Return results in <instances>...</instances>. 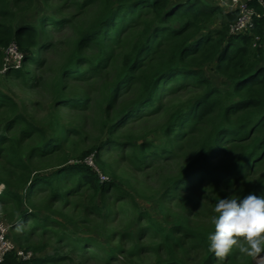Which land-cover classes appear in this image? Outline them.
<instances>
[{
    "label": "trees",
    "instance_id": "obj_1",
    "mask_svg": "<svg viewBox=\"0 0 264 264\" xmlns=\"http://www.w3.org/2000/svg\"><path fill=\"white\" fill-rule=\"evenodd\" d=\"M51 1L0 0V69L3 65V50L10 42L17 43L24 55L22 66L11 67L6 72V77L10 73L21 77L27 62L39 63L38 51L50 44L47 40L53 29H59L69 22L67 18H59L44 12L40 16L35 13L36 20H16L18 12H29L33 6L38 8L39 4L41 7H47ZM219 1L68 0L75 2L83 10L94 5H98L100 9L94 19L78 26V38L69 60L65 63L67 65L61 73L62 78L66 74L80 78L89 73L102 72L109 63L113 44L122 37L125 30L130 29L129 33L133 35L134 40L129 49L121 55L120 68L103 95L104 118L101 126L103 130L106 127L108 136L103 138L100 145L89 148L81 156L83 158L95 149L96 167L88 165L81 158L70 162L69 156H66L50 171L38 172L29 168L26 179L20 184L0 177V184H4L0 204L8 201L17 205L15 215H9L7 212L10 219L4 215L10 221L7 237L13 241L16 248L7 252L0 264H49L71 259V256L60 254L56 248L53 254L40 255L43 247L33 246L27 236L23 238L13 233L15 228L28 224V217L39 218L38 209L33 205V201L41 192H48L53 202L62 201L66 204L71 194L80 187H87L93 193L91 203L93 211L102 219L108 213L105 203L108 193L113 188L125 192L127 197L135 202L133 190H129L131 185L101 159L99 150L115 142L113 131L124 124L123 122L130 116L145 106L155 104L159 88L164 86L165 82L180 79L184 81L192 79L204 85L205 93L199 95L186 108L170 112L169 118L161 128L165 135L163 143L154 144L143 140L139 143L133 142L135 146L132 153L140 163H145L152 154L171 153L176 148L175 138L182 136L181 126L191 123L193 119L199 122L214 117L212 130L204 137L197 153L193 154L178 175L168 179L166 190L156 199L159 212L156 209L153 211L154 215L150 213L148 215L152 231L167 236L175 229L179 233L183 231L182 235L194 237L204 251L205 256L201 264H212L215 255L208 250L207 237L215 231L213 224L207 228H198L194 232L186 222L179 221L177 224L163 226L162 221L163 215L166 214L164 211L167 199L179 196V190L182 187H189L190 182L206 177L212 190H217L216 186L232 190L230 188L234 184L236 186L239 179L250 170L256 172L264 166V3L249 0V5L256 11L251 28L244 30L243 33L232 34L229 32V25L236 20L238 12L227 8ZM218 18H221V23L213 26ZM256 39L262 47L254 46ZM206 65H212L211 69L228 85L227 88L214 86L209 82L204 74ZM130 83L136 85L134 87L136 97L113 119L111 109L124 95ZM65 93L63 89L59 91L61 97L58 98V103L77 106L82 102L81 94L65 96ZM10 101V96L0 90V107ZM24 110L5 119L0 117V150L7 149L8 155L17 163H22L18 165H24L27 169V161L31 162L35 155L37 156L36 153L42 156L57 153L63 147L62 135L67 136L70 131L63 130L60 120L54 115H50L47 122H39ZM16 128H19L17 131L19 136L14 139L12 136L8 137V133ZM34 136L40 143L38 142L29 152H25L22 147L23 141ZM130 137L129 143L132 140ZM116 141L119 145L126 143L119 139ZM230 148H233L232 152L237 153L233 158L228 152ZM227 155L231 158L230 162L215 163L222 159L225 161L228 159ZM125 185L129 188L126 189ZM249 193L264 196V178L257 180L238 196L243 198ZM219 198L218 196L214 200ZM196 203L197 200L191 198L186 200L184 206L194 207ZM132 204L134 205L133 202ZM135 204L134 207L137 209V203ZM149 211L150 209L146 212ZM59 215L60 219L56 218L57 221L65 229H69L66 226L73 224L74 221L66 215ZM41 216H43L41 221H48L51 217L47 213ZM148 232L140 229L139 233ZM128 233L131 235L130 231ZM142 234L138 237H142ZM72 239V245H77L85 241L86 237L77 235ZM112 242L110 239L109 245H112ZM176 244L178 245L175 239L174 245ZM17 248L31 251L33 256L23 259L17 254ZM110 250V256L122 252L117 246L110 247ZM174 251V247L171 246L167 258L160 259L156 264H189L173 254ZM132 253L133 249L129 254ZM230 256L231 254L227 259ZM236 264L255 262L250 258Z\"/></svg>",
    "mask_w": 264,
    "mask_h": 264
},
{
    "label": "rangeland",
    "instance_id": "obj_2",
    "mask_svg": "<svg viewBox=\"0 0 264 264\" xmlns=\"http://www.w3.org/2000/svg\"><path fill=\"white\" fill-rule=\"evenodd\" d=\"M219 2L223 3L224 1ZM41 6L40 4L38 8L33 6L29 12H18L16 20H36L34 14L40 16L44 12L59 18H67L69 22L59 29H53L52 35L47 40L50 44L38 51L39 63L27 62L21 77L15 73H10L6 77V73L0 71V90L11 98L10 102L0 107V117H4V119L11 117L23 109L39 122H47L48 117L54 115L60 120L63 130L69 129L70 133L67 136L62 135L63 147L57 153L43 156L36 153L37 156L35 155L31 162L27 161V169L24 165H18L22 163H17L13 157L8 155L7 149L0 150V177L17 184L26 179L29 168L32 171L45 172L52 170L66 156H69L70 162L79 160L84 152L93 146L100 145L103 138L108 136L105 131L106 127L103 130L101 126V121L104 118L103 95L120 68L121 55L129 49L134 40L133 35L129 33L130 29L125 30L122 37L113 44L109 63L102 72L89 73L80 78L70 77L66 74L62 78L61 73L67 65L65 63L69 60L78 38V26L94 19L100 8L98 5H94L83 10L75 2H68V0H52L49 6ZM61 6L62 8H60ZM218 23H221V18H218L213 26H217ZM260 46L262 47L257 42L256 47ZM211 68L212 65L204 67V74L209 82L214 86L227 88L228 85ZM135 86L134 83H130L121 99L114 104L111 109L113 119L120 115V111L127 103L135 99ZM133 88L134 90H132ZM61 89L66 91L65 96L81 94L80 105L66 106L58 103ZM205 91L204 85L192 79L165 82V85L159 88L155 104L145 106L130 116L123 122L124 124L113 131L115 142L103 146L99 150L101 159L109 164L119 177L131 185L129 190H133L132 195L135 202L131 201L125 192H119L118 189L113 188L106 198L105 205L108 213L102 219L99 214L93 211L91 205L93 193L87 187H80L78 191L71 194L66 204L62 201L53 202L50 200V194L44 191L39 193L33 201V205L38 209L39 218L28 217V224L15 228L13 233L23 238L27 236L33 246L43 247L40 255L53 254L56 248L60 254L71 256V259L49 264H156L160 259L167 258L168 249L171 246L174 247L173 254L177 257L184 259L189 264H201L205 256L204 251L200 243L194 240V237L182 235L183 231L179 233L175 229L170 231L167 236L161 232L152 231L148 215L149 213L154 215L153 211L156 209L159 212L156 199L166 190L168 179L178 175L193 154L197 153L204 137L212 130V118L214 117L199 122L193 119L191 123L181 126L182 136L175 138L176 148L171 153L152 154L145 163H140L132 152L135 146L133 142L139 143L143 140L154 144L163 143L165 135L161 128L165 120L169 118L170 112L186 108ZM17 131L19 128L11 130L8 137L16 138L19 136ZM130 136L132 140L129 143ZM118 139L126 141V143L119 145L116 141ZM38 142L40 143L35 136L32 139H26L22 143L23 150L29 152ZM232 151L233 148H230L228 152L233 158L237 153ZM227 156L228 159L225 161L222 159L215 163L230 162L231 158L229 155ZM81 159L95 168V149ZM260 178H264V166L256 172L250 170L239 179L236 186L234 184L230 188L232 190L222 186L223 189L216 186L217 190H212L206 177L196 179L193 183L190 182L189 187H182L179 190V196L175 195L167 199L164 211L166 214L163 215L162 224L169 226L183 221L194 232L198 228H207L212 224L211 218L214 216L215 204L218 201L214 198L218 196L219 199L231 196L235 198L243 191L248 190ZM125 188L129 187L127 188L125 185ZM191 198L197 200L196 205L185 207L186 200ZM4 202L7 203L0 204V221L9 225L10 221L4 215L10 219L7 212L9 215H15L17 205L8 201ZM132 202L134 205L137 203V209ZM152 206L155 208L153 209ZM148 209L150 211L146 212ZM45 213L51 217L48 221H41V217H43L41 215ZM59 214L66 215L74 221L73 224L65 225L69 229H65L57 221L60 219ZM138 226L145 232H149L147 234L139 233ZM129 231L131 235L128 233ZM139 234H142V237H138ZM77 235H84L86 239L80 244L72 245V238ZM109 238L113 241L112 245H109ZM175 239L178 243L176 246L174 245ZM116 246L122 252L110 256V247ZM132 249L134 253L129 254ZM250 258L255 264H264V253L256 255L254 258L239 253L235 247L229 259L221 262L215 257L212 264H236Z\"/></svg>",
    "mask_w": 264,
    "mask_h": 264
},
{
    "label": "clouds",
    "instance_id": "obj_3",
    "mask_svg": "<svg viewBox=\"0 0 264 264\" xmlns=\"http://www.w3.org/2000/svg\"><path fill=\"white\" fill-rule=\"evenodd\" d=\"M220 1L230 8L227 5L229 0ZM257 42V39L254 40V46ZM3 189L4 184H0V194ZM214 212L216 215L211 222L215 231L207 239L208 250L214 253L218 261H225L234 247L239 253L250 257L264 253V196L249 193L243 198H221L216 202Z\"/></svg>",
    "mask_w": 264,
    "mask_h": 264
},
{
    "label": "built area",
    "instance_id": "obj_4",
    "mask_svg": "<svg viewBox=\"0 0 264 264\" xmlns=\"http://www.w3.org/2000/svg\"><path fill=\"white\" fill-rule=\"evenodd\" d=\"M249 0H229L227 5L232 9L238 11L237 19L230 24L229 31L232 34L243 33L244 30L250 29L253 15L256 11L249 5ZM264 3L263 0H259ZM264 5V4H263ZM23 52L19 49L17 43L10 42L4 50V62L3 67L0 70L6 73L11 67L19 68L23 62ZM10 225L0 221V263L3 261L7 252L16 248L12 240L7 237ZM17 254L23 259H28L33 256L31 251H25L24 249L17 248Z\"/></svg>",
    "mask_w": 264,
    "mask_h": 264
}]
</instances>
